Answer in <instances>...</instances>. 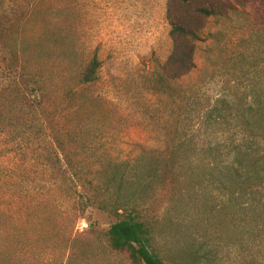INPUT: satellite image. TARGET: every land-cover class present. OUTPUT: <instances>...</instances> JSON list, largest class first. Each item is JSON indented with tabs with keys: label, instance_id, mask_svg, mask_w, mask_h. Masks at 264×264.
<instances>
[{
	"label": "rangeland",
	"instance_id": "374dc122",
	"mask_svg": "<svg viewBox=\"0 0 264 264\" xmlns=\"http://www.w3.org/2000/svg\"><path fill=\"white\" fill-rule=\"evenodd\" d=\"M198 1H217L221 15L202 21L196 70L182 87L196 86L210 105H263L264 0ZM166 2L0 0V226L24 230L27 245L47 253L0 264H132L107 248L115 219L92 208L79 217V163L121 165L127 178L112 191L154 218L165 264H264V224L251 218L264 210L252 206L264 191L178 195L181 173L162 167L176 112L150 76L171 50ZM93 58L96 79L83 84ZM226 115L218 125L183 127L199 164L194 177L227 175L238 128ZM66 128H84L83 152L66 145ZM143 169L150 176L138 178Z\"/></svg>",
	"mask_w": 264,
	"mask_h": 264
},
{
	"label": "trees",
	"instance_id": "16d2710c",
	"mask_svg": "<svg viewBox=\"0 0 264 264\" xmlns=\"http://www.w3.org/2000/svg\"><path fill=\"white\" fill-rule=\"evenodd\" d=\"M195 1L198 0H167L166 20L171 28V50L166 60L154 69L150 76L153 91L166 96L176 112L173 131L168 134L170 145L165 149L168 164L162 167L181 173L183 183L178 195L203 194L211 189L214 194L234 195L242 199L244 196H255L253 194L264 191V103L262 105L258 100H251L235 105L234 101L226 99L210 105L209 101H203L200 97L196 86L187 89L182 87L183 81L190 79L196 70L194 44L200 41L202 21L221 15L215 7L217 1H209L208 5L201 7L193 5ZM98 67V61L93 58L82 74L83 84L95 81ZM30 79L34 82V75H31ZM23 84L26 87L27 83ZM41 89L38 96L46 95ZM228 113L235 121L238 132L233 143L231 142L232 158L224 172L227 175L221 180L215 177H194L195 168L199 164L194 163L196 154L190 142L186 140V129L183 127L188 124L198 127L202 124L218 125L226 120ZM80 129L66 128L65 131L66 145L75 148L79 153L84 151ZM212 164L214 163H209V168L214 167ZM82 165L78 164L81 170L78 172V181L74 184L79 217L88 208L105 213L115 219L103 235L110 251L126 253L132 264H165L156 252L154 218L136 208L134 201L127 202L116 198L112 191L127 178L126 173H119L118 167L121 165H107L95 169ZM214 171L217 172L216 167ZM137 175L138 178L143 175L150 176L144 169ZM210 176H213V173ZM90 177L92 179H88ZM205 185L210 187L205 189ZM252 206L255 209L264 208V198L255 199ZM253 216L256 219L254 225L264 224V210L258 215L253 213L252 219ZM88 227L92 228V223H89ZM25 240L24 230L14 233L11 227L0 226V262L12 258L21 259L26 255L35 259L47 255L40 251L38 245L29 246Z\"/></svg>",
	"mask_w": 264,
	"mask_h": 264
}]
</instances>
